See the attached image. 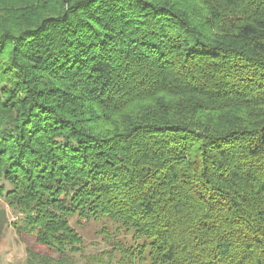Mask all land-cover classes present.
<instances>
[{"label": "trees", "instance_id": "1", "mask_svg": "<svg viewBox=\"0 0 264 264\" xmlns=\"http://www.w3.org/2000/svg\"><path fill=\"white\" fill-rule=\"evenodd\" d=\"M0 178L55 264H264V0H0Z\"/></svg>", "mask_w": 264, "mask_h": 264}, {"label": "rangeland", "instance_id": "2", "mask_svg": "<svg viewBox=\"0 0 264 264\" xmlns=\"http://www.w3.org/2000/svg\"><path fill=\"white\" fill-rule=\"evenodd\" d=\"M2 186L10 188L0 178ZM22 217L17 208L9 206L5 198L0 197V264H29L36 255L45 256L52 264L57 263L59 256L56 252L39 245L34 236L18 232L16 226ZM71 224L84 238L83 251L68 257L72 264H99L98 259L109 261V255L114 251L113 242H133L124 229L118 231L116 224L106 219L87 222L74 217Z\"/></svg>", "mask_w": 264, "mask_h": 264}]
</instances>
